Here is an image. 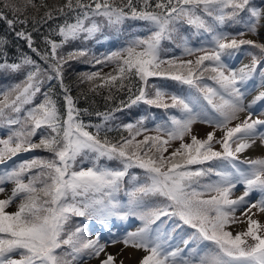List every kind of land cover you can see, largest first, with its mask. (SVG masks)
<instances>
[{"label": "snow or ice", "instance_id": "obj_1", "mask_svg": "<svg viewBox=\"0 0 264 264\" xmlns=\"http://www.w3.org/2000/svg\"><path fill=\"white\" fill-rule=\"evenodd\" d=\"M29 8L45 11L30 18L24 15ZM57 17L63 23L50 32L60 41L44 37L50 52L41 53L31 33L16 30L31 19L37 31L36 25ZM128 20L146 22L147 34L130 33L119 48L90 61L87 47L58 52L70 42L96 39L104 28L120 31ZM0 23L47 65L23 53L19 62L7 63L9 41L0 36V72L24 77L0 91V130L6 132L0 138V264H264V223L253 218L264 214V155L242 158L249 149H264V0H156L154 6L151 0H64L56 7L44 0H3ZM183 25L205 37L199 47L187 36L177 45L195 59L162 58V41H171ZM243 57L251 59L235 66ZM81 59L115 66L106 74L80 73L91 91L129 93L127 102L97 113L101 124L80 119L64 83L69 62ZM150 78L162 82L150 85ZM46 80L58 82L62 106L51 89L42 91ZM133 81L140 85L135 92ZM38 94L43 99L36 103ZM141 103L165 116L157 122L155 115H141L120 125L127 136L101 137L116 112ZM197 123L211 128L203 138L193 129ZM34 150L50 155L7 167ZM239 187L243 193L232 198ZM254 194L259 198L253 201ZM13 204L16 210L7 211ZM74 217L89 223L66 231ZM130 219L138 221L134 230L120 231L113 223ZM244 223L246 230H231ZM89 230L95 231L91 239ZM117 244V252L108 251ZM137 252L143 255L137 258Z\"/></svg>", "mask_w": 264, "mask_h": 264}, {"label": "trees", "instance_id": "obj_2", "mask_svg": "<svg viewBox=\"0 0 264 264\" xmlns=\"http://www.w3.org/2000/svg\"><path fill=\"white\" fill-rule=\"evenodd\" d=\"M45 3L49 7H56L59 6L64 2V0H44ZM259 3V0H256ZM35 3L39 4L40 0H35ZM119 3V0H117ZM151 3H156V0H151ZM3 6V0H0V7ZM137 7H142V5H137ZM45 9L41 8L39 12L35 9L29 8L24 15L28 17L36 16L39 18L43 15ZM9 18H12L9 15ZM57 23H63V20L59 17L56 18L55 21H48L46 24L41 23L36 25L37 31H33V24L31 19L29 23L26 25H17L16 30L19 31L23 29L24 31L31 33L33 37V47L37 48L41 53L45 50L50 52V47L45 45L44 37L49 36V38L56 40L57 42L60 41L61 37L57 34L50 32V29H55ZM147 24L144 21H132L128 20L124 23L120 31H117L114 28H104L102 33H98L96 39L91 40L89 42H70L66 44L62 49L58 50L59 54L66 55L69 51H72L74 48L79 47H87L90 49L89 55L86 58L87 60H92L93 56H99L102 53H106L111 50H116L119 48L124 40L128 37L130 33H137L139 35H146ZM226 31H232L231 28H225ZM192 31L187 25H183L180 27L179 33L173 34V39L171 41H162V48L165 50L162 53V58L168 59L171 57H177V53L179 52V48L177 45L182 44V37L187 36L190 40L196 38L195 35H192ZM7 34V39L9 44L5 51L7 52V63L19 62L20 55L27 54L32 57L33 60H36L37 63L41 64L42 67H47V65L40 59L36 53H33L31 49L27 46V42L23 39H19L15 37L13 33H10L7 29V26L3 23H0V36H4ZM245 49H248V46H245ZM4 62L3 56H0V63ZM69 64L71 65L70 69L65 73L64 83L70 86L71 95L75 101L76 108L81 110L80 119L85 124H101L103 123V117L98 116L97 113H105L111 109H115L120 105L121 101L127 102L129 98V93L125 88L123 91H117L113 89L111 93L107 88H100L97 91H91L90 86L87 83H83L79 80V75L82 72H91V71H102L104 74L112 71L115 67L114 65L108 66H93L90 63H86L83 59L81 60H74L70 61ZM23 75L17 74H9L6 72H0V91L10 87L12 84L19 83L23 80ZM162 81L159 78H150L149 84H159ZM99 83V81H97ZM135 87L133 91L135 92V88L139 87L140 85L136 82H132ZM165 83L171 84V81H165ZM209 83H211L209 81ZM51 89L53 93V99L57 101V105L62 106L64 104L63 101V92L60 89L58 82L53 81H45V87L42 91H49ZM111 96V99L108 97ZM2 98V97H0ZM43 99L42 96H39L36 100V103H39L40 100ZM87 109V113H84L83 110ZM175 110H172L174 112ZM141 115H155L157 118V122L161 118L165 116V112L163 109L149 107L143 103L133 106L131 109H125L123 112H116L115 118L107 122V128L110 131L101 132V137L107 135L110 140H118L120 136H127L128 133L120 129V125L123 123H128L134 121L135 119L139 118ZM148 128L152 129L154 124L148 123ZM89 131L95 132V128H89ZM148 134L155 135V132L150 131ZM0 138H6V132L0 130ZM142 137H138L141 139ZM33 140L38 142L39 136L34 137ZM34 156H43L47 157L50 154L43 150H34ZM167 155V154H166ZM33 156V157H34ZM19 163V160H14L10 162V167L14 166L15 164ZM208 166V165H205ZM136 173H140L141 170L134 169L132 170ZM123 192H121L122 194ZM120 194V196H121ZM87 223L84 218L74 217L72 220L69 221L66 231L74 230L75 226L83 225ZM88 238V233H87ZM91 239V238H89Z\"/></svg>", "mask_w": 264, "mask_h": 264}, {"label": "rangeland", "instance_id": "obj_3", "mask_svg": "<svg viewBox=\"0 0 264 264\" xmlns=\"http://www.w3.org/2000/svg\"><path fill=\"white\" fill-rule=\"evenodd\" d=\"M245 38H252V39H255V37H252V36H246ZM261 41L264 42V40L261 38ZM185 57L184 58H180V59H195V56H192V57H189V56H186L184 55ZM244 59H247L250 61L251 57H243L241 58V61L239 62L238 65L237 64V61L235 62V66L239 67L240 66V63L244 60ZM261 90L259 88H257V92ZM256 92H254L255 94ZM253 93H251L250 95H254ZM244 115L245 114H242L241 115V119L244 118ZM255 115H259V113L257 112L256 114H254V117L255 118ZM260 118L264 119V115H262ZM235 124V121L233 122V126ZM193 129L195 132L199 133V137L198 138H203L204 134L207 132V131H211V128L207 125H204V124H200V123H197L193 126ZM217 135H220V133H218ZM189 139L188 137H186V140ZM179 145V141H174L172 142V146L173 147H177ZM219 146L217 145V148ZM259 148V147H258ZM171 151V149H170ZM261 155H264V149H257L255 150L253 153H245L242 155V158L243 156H249V157H252V158H255L257 156H261ZM19 157L23 158V160H27V159H31L33 158V155H32V151L31 152H23L21 154H19ZM11 187L12 185L11 184H7L5 185V191L6 193L10 194V190H11ZM243 193V188L242 187H239L233 194V197L232 198H236L238 197L239 195H241ZM2 198H5V195L4 194H0V199ZM258 194H254L253 195V201L255 199H258ZM16 210V205L13 204L11 205L7 211L9 212H12V211H15ZM253 212H255V210H253ZM236 215L239 217L241 215L240 211H238L236 213ZM257 220H259L261 223H264V214H261V213H256V215L253 217ZM89 223V222H87ZM94 223V222H93ZM93 223L91 224V228L95 229V231H99L100 230V225L96 228V225H93ZM115 227L118 228L120 231H123L125 229L127 230H134L137 226H138V221L134 220V219H130L128 221H119V220H116L113 222ZM234 233L235 231H243V230H246V223L244 224H241L239 225L238 227H235L233 229H231ZM95 231H92V230H89L87 233H88V238H93L95 235ZM104 232L107 233V231L105 230ZM108 235V233L106 234V236ZM101 242L103 243V239L101 240ZM118 246V247H117ZM121 245L117 244L115 247H109L108 251L111 252V253H115L118 251V248H120ZM143 255V254H142ZM84 264H98V262L95 260V259H92V260H87L85 259L84 260Z\"/></svg>", "mask_w": 264, "mask_h": 264}, {"label": "bare ground", "instance_id": "obj_4", "mask_svg": "<svg viewBox=\"0 0 264 264\" xmlns=\"http://www.w3.org/2000/svg\"><path fill=\"white\" fill-rule=\"evenodd\" d=\"M263 40H264V36H262L261 37ZM243 63H248L249 62V60H247V59H244L243 61H242ZM255 95V94H254ZM254 95H249L248 96V100H251L252 99V97L254 96ZM257 149H259L258 147H255V148H253V149H249V150H247V152L246 153H248V154H250V153H253L255 150H257ZM118 247V246H117ZM120 248H118V250H119ZM128 251H131V249H129ZM127 252L125 253V256H127ZM142 254L143 253H140V252H137V253H135V256L137 257V258H139L140 256H142Z\"/></svg>", "mask_w": 264, "mask_h": 264}]
</instances>
